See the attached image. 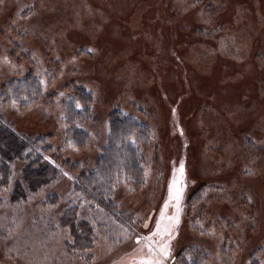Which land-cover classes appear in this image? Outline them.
<instances>
[{"label": "rangeland", "instance_id": "rangeland-1", "mask_svg": "<svg viewBox=\"0 0 264 264\" xmlns=\"http://www.w3.org/2000/svg\"><path fill=\"white\" fill-rule=\"evenodd\" d=\"M0 121V264H264V0H0Z\"/></svg>", "mask_w": 264, "mask_h": 264}, {"label": "trees", "instance_id": "trees-1", "mask_svg": "<svg viewBox=\"0 0 264 264\" xmlns=\"http://www.w3.org/2000/svg\"><path fill=\"white\" fill-rule=\"evenodd\" d=\"M37 90V89H36ZM11 96L13 97V99H20V95L23 96L22 94H17L15 91V95L13 94V92L10 93ZM33 91L31 90L28 93V96H32ZM14 95V96H13ZM27 97L28 99L31 98ZM35 97V95H34ZM86 100H89V96H84ZM15 101V100H14ZM26 102H28V100H26ZM84 111H87V108L84 109ZM84 111L83 112H76L73 109V105L72 103L68 104V111L67 114L68 117V121L66 122L67 124H72V119L73 121H76L77 118L76 117H82L84 116ZM0 147L3 151L5 155H9L7 157H11L13 158V160H15V158L20 159L21 161H30L31 159V153H30V148L29 146L26 144V142L23 141V139H21L20 137H18L16 134H14V132H12L9 128L5 127V125L0 121ZM5 149V150H4ZM108 153L106 156L102 157L99 161V166L97 165L95 171H93L91 178V181L93 182H98L97 186L99 187L100 183L99 181L101 180V177L103 175V179H108V187L112 184V175L115 172V167L114 170L110 169L109 167V157H108ZM31 164V163H30ZM30 164H28L27 167H25L24 171H25V175L23 177V179L21 181H19L20 186L18 188L17 194H21V196H24L25 194V188L24 185L25 184H29V185H33L36 183V181H40L43 178V171L41 172L42 169H38L35 170L33 168L30 167ZM98 168V169H97ZM7 176H10V173H7ZM108 176V177H105ZM89 181V180H88ZM103 187H106L103 183ZM108 189V188H107ZM99 191V190H96Z\"/></svg>", "mask_w": 264, "mask_h": 264}, {"label": "flooded vegetation", "instance_id": "flooded-vegetation-1", "mask_svg": "<svg viewBox=\"0 0 264 264\" xmlns=\"http://www.w3.org/2000/svg\"><path fill=\"white\" fill-rule=\"evenodd\" d=\"M161 234L164 233V230L162 232H160ZM164 238H168V236H163ZM161 237V239L163 238ZM158 238V239H157ZM155 240H154V244L153 246L149 243V248H154L155 246L157 247L158 243L161 244L163 242V240L160 239V236H158Z\"/></svg>", "mask_w": 264, "mask_h": 264}, {"label": "bare ground", "instance_id": "bare-ground-1", "mask_svg": "<svg viewBox=\"0 0 264 264\" xmlns=\"http://www.w3.org/2000/svg\"><path fill=\"white\" fill-rule=\"evenodd\" d=\"M41 22V21H40ZM43 22H41V24H42ZM39 25V24H38ZM38 29V28H37ZM41 31V30H40ZM229 152L228 153H230V155L232 156V148L230 147L229 148V150H228ZM223 196V195H222Z\"/></svg>", "mask_w": 264, "mask_h": 264}, {"label": "snow or ice", "instance_id": "snow-or-ice-1", "mask_svg": "<svg viewBox=\"0 0 264 264\" xmlns=\"http://www.w3.org/2000/svg\"><path fill=\"white\" fill-rule=\"evenodd\" d=\"M183 166H181V169H182Z\"/></svg>", "mask_w": 264, "mask_h": 264}]
</instances>
